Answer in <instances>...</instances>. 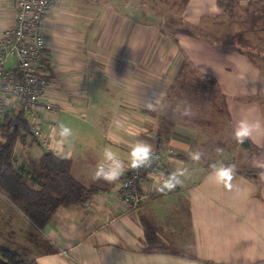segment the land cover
Masks as SVG:
<instances>
[{
  "label": "crops",
  "instance_id": "crops-1",
  "mask_svg": "<svg viewBox=\"0 0 264 264\" xmlns=\"http://www.w3.org/2000/svg\"><path fill=\"white\" fill-rule=\"evenodd\" d=\"M238 2L242 13L246 10L264 17V0ZM16 3L17 0H0V33L14 27ZM91 4L92 0H60L47 20L46 52L52 78L48 97L60 106L54 129L61 125L59 113L64 107L88 109L86 99L94 87L110 99L118 117L113 123L117 132L112 134L111 148L124 164L119 177L126 174L130 165V145L143 141L154 149L158 133L162 138L165 131L159 123L161 119L172 126L168 138H162L159 150L165 160L164 168L168 176L178 169L188 175L184 174L181 183L172 189L161 190L162 182L156 184V193L144 197L138 207L128 211L112 190L119 177L110 182L97 178L99 193L84 205H61L43 230L0 193V248H8L37 264H264V169H259L255 178L237 174L233 169L231 179L225 183L208 179L214 167L208 163L218 161L221 152L235 147L232 129L240 118L255 121L256 115L263 114L255 132L264 135V68L260 63L264 62V29L248 30L256 33L257 42L254 40L252 45L262 50L256 59L249 50L240 51L235 46L238 43L224 46L223 42L202 35L176 34L174 29L169 32L158 23L130 18L123 7ZM135 6L142 13L143 6L139 2ZM183 10L180 20L184 18L186 26L201 29L200 34L214 31L215 36L238 35V26L232 27L234 20L224 21L218 0H189ZM152 29L161 34L167 46L158 55H150L147 50L155 45L154 38L148 33L143 37L144 32ZM177 50L181 56L175 53ZM187 65L195 75L208 79L209 84L205 88L198 85V96H190L180 124L175 122L178 111L172 117L176 105L172 95L181 78L191 77L186 75ZM240 93L245 95L238 96ZM206 99L211 103L220 101L218 106L212 103V107L202 103ZM162 108L165 114H161ZM147 113H151L150 119L143 117ZM44 126L57 153L60 150L59 155L72 160L74 151L61 144V137L55 144L53 127L48 123ZM128 129H134L139 138H129ZM174 148H179L177 156ZM122 149L127 152L126 157L120 155ZM195 149L202 156L199 163L191 158ZM214 151L215 158H209ZM17 157L14 148L15 167L27 173L31 186L37 189L31 176L38 168L31 167L27 157ZM92 173L89 169L86 174ZM192 178H197L192 180L196 184L194 209L186 222L194 232L193 251L197 254L167 247L168 238L158 243L166 245L164 249L146 251L147 229L155 222H165V226L177 229L167 215L163 218L158 213V208L165 204V194L185 188ZM172 206L169 203L167 207ZM146 207L154 212L150 219H144Z\"/></svg>",
  "mask_w": 264,
  "mask_h": 264
},
{
  "label": "rangeland",
  "instance_id": "rangeland-1",
  "mask_svg": "<svg viewBox=\"0 0 264 264\" xmlns=\"http://www.w3.org/2000/svg\"><path fill=\"white\" fill-rule=\"evenodd\" d=\"M92 1L93 4H91L90 6H94V7H98V5L100 6L117 5V7H123L125 8V11L130 18L133 17L136 21L143 23L152 22L154 25L158 23L162 28H164V30H167L169 32L180 25L185 26L187 24L184 18L182 20L174 19L176 15L180 16L181 12H183L184 10L182 5H177V3L172 5L171 3L172 0H150L149 2H152V4L151 6L147 4L146 6L147 10H145L148 12L142 10V13L135 6V3H137L139 0H92ZM238 12H240L242 15ZM260 16L261 19L259 20H264V17L262 15ZM233 17H231L230 14H225L224 21H231L232 18L234 20V22L232 21L234 23V24L232 23V27L238 26L237 31H239L238 33H242L243 34L242 36L240 35L237 36L232 35V37H229V35L215 36L214 34L215 32L212 31L213 33L210 34L208 39H212V40L216 39L221 42H225L228 45L232 43H238L240 46L245 47L244 49L249 50L253 54V56H255L256 59H258L260 57V54H262V50L261 48L252 45V43L254 44V40H256L257 42V39L254 38L256 33H251V31H248L246 27V24L248 25L250 23L252 15L250 14V12H246V10L242 13L241 8H237V12H235V15ZM170 21L173 25L170 23ZM258 24L263 25V21H257V25ZM260 29L261 28H258V30ZM196 30L197 33L200 34L201 29L199 30L196 29ZM146 33H148L149 36L153 37L155 40V45L153 47L147 48V50L149 49L148 54L158 55L159 53L163 52L166 49L167 46L165 45V41L161 40V34L159 35V33L155 32L152 29L143 33L144 38ZM145 53L147 54L146 51ZM175 53L178 56L182 55L178 50ZM15 63H16V56L13 55L7 60L6 66L14 67ZM260 63L261 66H263L264 68V62L260 61ZM184 69L186 71V75L187 74L191 75V77L184 76L183 78H181L179 81L183 83L182 84L180 83L179 85L176 86V91L174 92V95H172L174 96V98L172 99H174L176 102L175 108L173 109L174 112H171L172 117L173 116L176 117L175 110L178 111L180 113L178 116L179 118L177 117V119H175V122H179L180 124H182L183 122V120L181 119L183 118L181 117V114H183V108L185 107V104L190 103V96L192 97V99L198 96L197 91L199 89V86L197 83L203 86V88L207 87L209 84L208 79L203 80V77L201 78L195 75L194 71L190 66L187 65L186 67H184ZM203 81H204V85H203ZM89 93L90 96L88 100L86 99L88 105V109L86 111H81L77 107L76 108L64 107V109L59 113L60 124L71 129V135L66 140L61 142V144L65 145L67 149L74 151V156H72L73 158L72 169L74 168L73 170L75 172V176L77 177V179L82 183L89 182L90 184H93L88 186H98L97 184H100V181H98V179L93 178V173L96 169L97 164L100 163L102 160V154L105 148H110L111 150H113L111 148L112 146H114L112 134L114 132H117L115 130V126L113 125V123L115 121V118L117 119L118 117L116 114H114V110L111 108V103L109 101L110 99H107V97L104 96L103 91L95 90V88L93 87L91 88ZM206 95L210 96L212 94L206 93ZM237 95L241 96L245 94L240 93ZM127 98H128L127 100L130 99L129 97ZM131 100L133 99L131 98ZM219 101L220 100H217L216 102L214 100L212 103L214 105L216 103V105L218 106ZM202 103L213 107V104L208 99H206ZM160 112L161 114H165L166 110L162 108ZM261 115L263 114L256 115L255 121H258ZM143 117L150 119L152 115L151 113H147V115L144 114ZM110 121L112 123H110ZM165 121L166 120H162V119L159 121L162 128L164 127L163 130L165 131L162 135L163 139L168 138L172 129V126L167 125V122ZM43 127L45 130L44 124ZM52 127L54 129L55 124H53ZM128 131L131 134V137L129 138H132L133 140L139 138L140 135L134 129H128ZM104 133H106V137L104 136ZM58 139L60 140V137L56 136L55 144L58 142ZM248 139L250 141V145H251L250 147L253 150H249L250 147L249 148L244 147L241 143L236 142L235 147H232V151L221 152L218 150V152H221L222 158L218 159V161H213L212 163H208V165H210V167H213V166H219L221 163L222 164L224 163L223 165H230L234 170H246L247 168L259 170L261 168H264V153H263L264 135H258L254 131L251 137H249ZM2 141L3 138L0 134V142ZM165 144L166 146L168 145L166 142ZM196 146L197 144L195 145V147ZM51 150L54 151L56 154L60 153V150L57 153L54 147H52ZM178 150L179 148L173 149V152L175 153L176 156ZM194 151L197 152L199 150L195 149ZM15 152L17 153L18 156L17 159L27 157L28 163L31 164V167H34L37 170L38 161H39L38 158L39 155L44 152V147H42L39 143L34 141L30 134H27L24 138H18L15 144ZM120 153H121L120 155L124 157L127 156V152L124 149H122ZM212 153H213L212 157L209 158H215V154L217 153V151H214ZM201 157L202 156H200L199 160H193L194 163H199L202 160ZM89 164H90V168H88ZM89 169L93 172L92 174H86L89 172ZM184 174L185 176L188 175V173H186V171L183 170V175L180 176V180L184 179L183 178ZM198 175L199 174H197V176ZM196 179L197 178L194 179L192 178L191 184L187 185L185 188L174 189L173 192H168V193L166 192L167 194H165L166 197L164 200L165 204L160 205V207L158 208L159 210L158 213L164 215L163 218H166L167 215L168 219H171V221H173V226L177 229H172L168 224L165 226V222H161V221L155 222L151 228L147 229L148 235L152 237L154 236V240H155L154 245H156L155 243H162L163 242L162 238L164 239L168 238L169 246L167 247L174 248L181 252H185L186 254L189 255L197 254L193 251L194 250L193 240H195V238H193L192 235L194 232L192 231V228H190L189 226V221L188 224L186 222L187 216L191 215L194 209V206H192L193 203L192 198L196 189V184H193L192 180H196ZM169 203L173 205L171 208L167 207ZM153 214L154 212L151 210V208L146 207V209H143L144 219H150V217H152ZM164 226L165 228L162 231V227Z\"/></svg>",
  "mask_w": 264,
  "mask_h": 264
},
{
  "label": "built area",
  "instance_id": "built-area-1",
  "mask_svg": "<svg viewBox=\"0 0 264 264\" xmlns=\"http://www.w3.org/2000/svg\"><path fill=\"white\" fill-rule=\"evenodd\" d=\"M60 0H17L15 25L0 33V123L6 115L26 122L46 150L53 147L43 124L56 123L58 103L48 97L51 76L46 52V24ZM15 55L14 67L6 66ZM162 154L152 149L150 159L137 168L130 165L112 187L125 209L138 207L144 197L157 192L156 184L168 177Z\"/></svg>",
  "mask_w": 264,
  "mask_h": 264
},
{
  "label": "trees",
  "instance_id": "trees-1",
  "mask_svg": "<svg viewBox=\"0 0 264 264\" xmlns=\"http://www.w3.org/2000/svg\"><path fill=\"white\" fill-rule=\"evenodd\" d=\"M149 1H138L143 6V11L147 10V4L151 6L152 2ZM188 1L172 0L171 3L172 5L177 3L184 8ZM218 5L222 8L224 14H230L233 17L235 15L234 10L239 6V2L238 0H218ZM175 19L179 20L180 16L175 17ZM259 19H261L260 14H253L250 23L246 24L247 30L258 31V28L264 29V20ZM257 21H263V25H257ZM173 31L176 34L202 35L205 38H208L211 34L209 32L199 34L196 29L186 25H180L174 28ZM238 35L242 36L243 34L238 33ZM223 44L226 45L225 42ZM231 45H235V43L229 44V46ZM235 46L246 53V49H243L240 45ZM175 132L178 135H184L182 132ZM0 134L3 138V141L0 142V193L7 197L38 229L43 230L46 227L61 205H84L92 196L101 191L100 187L88 186L73 176L71 172L72 160L70 158L56 154L52 150L45 151V149L39 160L37 173L31 176V181L36 182L38 188L32 187L27 173L20 171L14 165V148L18 138H24L27 134H30L37 143L39 141L30 131L26 122L20 118L14 119L9 114L0 123ZM161 144V134L158 133L154 142V149L159 151ZM249 150L253 149L250 147ZM235 171L237 174H243L251 178L257 177L259 173L258 170L249 168ZM123 177L121 176L118 179L120 180ZM154 242V236L148 235L145 250L148 251L152 248L164 249V245L158 243L154 245ZM0 264H37V262L33 259H26L8 248H0Z\"/></svg>",
  "mask_w": 264,
  "mask_h": 264
},
{
  "label": "clouds",
  "instance_id": "clouds-1",
  "mask_svg": "<svg viewBox=\"0 0 264 264\" xmlns=\"http://www.w3.org/2000/svg\"><path fill=\"white\" fill-rule=\"evenodd\" d=\"M260 127L259 121H250L247 118H241L232 129V137L238 143H241L249 138L253 132ZM54 134L61 137V142L66 140L71 135V129L60 125L58 129H54ZM151 145L143 141H137L130 145L128 159L132 168H137L142 164H145L151 156ZM201 153L199 151L193 152L191 158L193 160H199ZM124 168L123 162L116 156V154L110 149L105 148L102 154V160L97 164L93 173L94 179H103L105 181L116 180ZM233 174V168L231 166H214L208 179L217 184L225 183L230 180ZM183 175V170L178 169L176 172L171 173L167 178L162 179V189H172L175 185L180 184V176Z\"/></svg>",
  "mask_w": 264,
  "mask_h": 264
},
{
  "label": "water",
  "instance_id": "water-1",
  "mask_svg": "<svg viewBox=\"0 0 264 264\" xmlns=\"http://www.w3.org/2000/svg\"><path fill=\"white\" fill-rule=\"evenodd\" d=\"M242 145L244 146V147H250L251 145H250V141H249V139L248 138H246L243 142H242Z\"/></svg>",
  "mask_w": 264,
  "mask_h": 264
},
{
  "label": "bare ground",
  "instance_id": "bare-ground-1",
  "mask_svg": "<svg viewBox=\"0 0 264 264\" xmlns=\"http://www.w3.org/2000/svg\"><path fill=\"white\" fill-rule=\"evenodd\" d=\"M42 146V145H41ZM43 147V146H42Z\"/></svg>",
  "mask_w": 264,
  "mask_h": 264
}]
</instances>
